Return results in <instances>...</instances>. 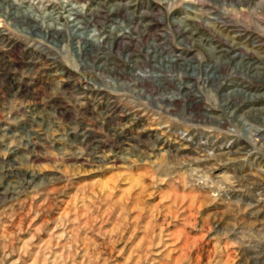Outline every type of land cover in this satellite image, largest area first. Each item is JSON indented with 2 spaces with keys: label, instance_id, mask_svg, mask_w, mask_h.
Returning <instances> with one entry per match:
<instances>
[{
  "label": "rangeland",
  "instance_id": "obj_1",
  "mask_svg": "<svg viewBox=\"0 0 264 264\" xmlns=\"http://www.w3.org/2000/svg\"><path fill=\"white\" fill-rule=\"evenodd\" d=\"M0 264H264V0H0Z\"/></svg>",
  "mask_w": 264,
  "mask_h": 264
}]
</instances>
